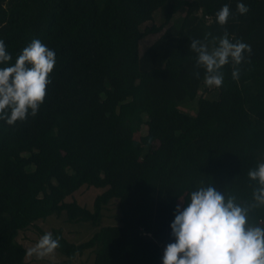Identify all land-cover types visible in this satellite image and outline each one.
I'll return each mask as SVG.
<instances>
[{"label": "trees", "instance_id": "obj_1", "mask_svg": "<svg viewBox=\"0 0 264 264\" xmlns=\"http://www.w3.org/2000/svg\"><path fill=\"white\" fill-rule=\"evenodd\" d=\"M225 4L233 15L221 27L215 14ZM156 10L162 23L141 28ZM177 13L180 24L169 25ZM225 30L251 46L250 62L239 80L225 65L216 97L197 98L205 71L191 40L208 34L211 48ZM160 31L141 53L139 41ZM0 39L9 65L33 39L56 54L38 114L0 121V264H25L18 232L61 212L96 228L80 243L52 233L67 263L89 250L90 264H162L175 209L201 183L252 201L247 173L264 162V0H0ZM195 98L194 114L179 108ZM144 116L143 138L115 132L120 117ZM85 185L103 189L92 208L67 200ZM113 199L118 222L102 224ZM254 221L264 226V208L250 212Z\"/></svg>", "mask_w": 264, "mask_h": 264}, {"label": "clouds", "instance_id": "obj_2", "mask_svg": "<svg viewBox=\"0 0 264 264\" xmlns=\"http://www.w3.org/2000/svg\"><path fill=\"white\" fill-rule=\"evenodd\" d=\"M236 11L246 15L249 8L238 3ZM232 15L230 6L225 4L216 12V22L223 27ZM207 40L208 34L203 40L193 39L190 43V50L196 53V69L205 71L204 85L209 89L222 87V68L230 63L232 79L239 80V66L250 62L251 46L242 39L233 42L226 30L222 36L213 37L216 46L209 48ZM11 60L5 42L0 39V65H7L0 67V121L14 126L18 121H26L29 115L38 114L46 87L52 83L50 74L56 54L41 40L33 39L15 63L9 65ZM194 75L199 78L200 72ZM247 176L257 184L250 203H238L235 195L226 196L201 183L188 194L187 206L181 209L177 205L170 225L175 242L165 247L162 264H264V226L249 222L253 209L264 208V162L249 169ZM59 247V238L48 232L26 250V255L44 259Z\"/></svg>", "mask_w": 264, "mask_h": 264}, {"label": "rangeland", "instance_id": "obj_3", "mask_svg": "<svg viewBox=\"0 0 264 264\" xmlns=\"http://www.w3.org/2000/svg\"><path fill=\"white\" fill-rule=\"evenodd\" d=\"M152 20L145 22L141 25L144 28L146 25H159L163 21L160 10L154 12ZM182 14H175L170 20V24L178 26L181 22ZM162 31L150 33L139 41V49L142 53L154 40H156ZM216 97L214 88H207L205 85L200 88L198 96ZM197 98L194 100H184L179 104V108L190 114H194L197 110ZM147 117L144 116L142 121H129L124 117H120L115 125V132L126 138L141 139L147 132L146 125ZM38 131H45L43 126H39ZM54 132V131H52ZM103 191L102 188L93 186H82L75 191L72 195L67 197V200L75 199L80 204L92 208L93 199L96 194ZM119 209L117 201L111 200L103 208L102 224H116L118 222ZM253 223H262L254 221ZM263 226V223H262ZM58 230L69 241L80 243L88 238L95 232L96 228L92 227L87 222L70 221L67 219L65 212L59 214H52L44 219H40L30 224L27 228L18 232L17 240L22 243L26 249L33 247L39 238L45 233H53ZM93 258V253L89 250L85 251L82 255L76 256L69 263L66 262V256L58 249L50 256L44 259H37L35 256L29 257L26 255L25 264H90Z\"/></svg>", "mask_w": 264, "mask_h": 264}]
</instances>
